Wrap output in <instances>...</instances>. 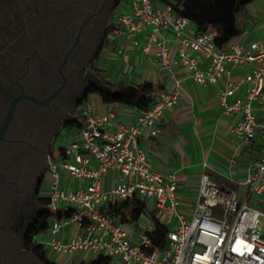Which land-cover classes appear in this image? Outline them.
<instances>
[{
	"label": "built area",
	"instance_id": "2783aa9c",
	"mask_svg": "<svg viewBox=\"0 0 264 264\" xmlns=\"http://www.w3.org/2000/svg\"><path fill=\"white\" fill-rule=\"evenodd\" d=\"M256 17L251 31L243 29L220 45L213 25L200 29L169 2L129 0L116 14L113 36L122 42L117 55L127 57L128 46L144 53L154 49L158 65L174 77V88L160 91L132 122L98 112L88 99L79 108L73 132L80 139L48 162V240L36 243L50 260L58 254L64 264H75L74 255L90 254V262L104 256L112 264H264V158L252 162L242 179L229 175L226 182L206 172V161L197 200L183 211L177 174L154 168L140 142L145 129L157 135L162 118L179 105V68L198 84L223 81V112L240 114L229 128L233 139L249 144L264 138L258 120L264 114V3ZM237 68H243L239 78ZM114 173L106 188L105 179ZM133 201L144 205L141 216L148 225L134 219L131 208L122 215L109 211ZM156 219L169 228L164 246L156 241Z\"/></svg>",
	"mask_w": 264,
	"mask_h": 264
},
{
	"label": "flooded vegetation",
	"instance_id": "af4514ba",
	"mask_svg": "<svg viewBox=\"0 0 264 264\" xmlns=\"http://www.w3.org/2000/svg\"><path fill=\"white\" fill-rule=\"evenodd\" d=\"M123 2L0 0V264H43L34 231L48 162L98 78L108 81L99 69Z\"/></svg>",
	"mask_w": 264,
	"mask_h": 264
},
{
	"label": "crops",
	"instance_id": "0c3cea01",
	"mask_svg": "<svg viewBox=\"0 0 264 264\" xmlns=\"http://www.w3.org/2000/svg\"><path fill=\"white\" fill-rule=\"evenodd\" d=\"M252 3L245 10L250 11ZM256 9L260 10L261 5ZM256 13L257 11L254 12L255 19ZM138 38L143 45L142 34ZM112 42L115 47L111 48L110 43L101 63L103 76H111L112 83L138 85L148 81L155 86L157 94L174 88V77L158 65L154 49L144 53L140 48L133 49L128 46L127 57H119L117 49L122 44L121 39L115 37ZM110 70H114V73L111 74ZM242 71L243 68H237L234 77L239 78ZM178 75L183 78L179 105L162 118L157 135L154 136L149 129H145L140 142L154 168L164 174H177L182 210L187 211L197 200L206 161L209 163L206 172L214 180L226 182L229 175L242 179L252 162L264 158V138L258 136L249 144H241L231 137L229 128L240 118V114L227 115L223 112L219 97L224 86L223 81L208 85L198 84L186 77L183 68L178 69ZM88 100L98 112H114L126 122L135 121L138 117L136 108L106 103L99 93H92ZM258 120L264 123V114H260ZM257 151H260L258 157L250 156L247 160H241L237 156V153L244 155L246 152ZM117 174L105 179L106 188L115 181ZM72 232H66L65 241L70 239ZM92 258L91 256L90 259Z\"/></svg>",
	"mask_w": 264,
	"mask_h": 264
},
{
	"label": "trees",
	"instance_id": "16d2710c",
	"mask_svg": "<svg viewBox=\"0 0 264 264\" xmlns=\"http://www.w3.org/2000/svg\"><path fill=\"white\" fill-rule=\"evenodd\" d=\"M255 0H240L237 2L236 6L234 7V12L239 13L242 9H244L248 4L254 2ZM181 5V3H179ZM179 5L173 4V6L179 10L180 12L187 14L190 16L196 24L200 27V29L206 28L208 25H213L217 32H218V44L223 45L233 38L237 37L242 30L238 28H231V29H223L218 23H212L210 20L196 15V14H191L185 12ZM115 28V25H111L110 32H113ZM109 41H106L104 50L107 49L109 46ZM100 72H102V69H99ZM106 84L110 87V91H104L100 92L98 90H92L91 93H99L106 103H111V104H121L125 106H130L134 107L137 110H146L148 109L152 103L156 100L157 97V89L155 86L148 81H144L141 84H129V83H124V82H117V83H112L109 81H105ZM46 204H48V199L46 198ZM133 209V217L134 219H139L141 214L144 211V205L139 202V201H133V202H128L124 204L121 208H111L109 211L111 213H115L117 215H122L123 212H125L128 209ZM60 216V215H59ZM51 217V213L47 211L45 213V219L44 222L39 225V227L34 231V234L38 235L42 232L47 231L49 227V222L48 220ZM156 221V241L158 244L161 246H164L165 244V237L166 234L169 230L167 226H164L159 222L158 219ZM36 250L37 253L43 262V264H58L54 261H51L48 258V253L47 250L44 246L40 245L37 243L36 245ZM79 264H112V260L109 257H104L100 256L99 258L93 260L90 263H85L81 262Z\"/></svg>",
	"mask_w": 264,
	"mask_h": 264
},
{
	"label": "rangeland",
	"instance_id": "374dc122",
	"mask_svg": "<svg viewBox=\"0 0 264 264\" xmlns=\"http://www.w3.org/2000/svg\"><path fill=\"white\" fill-rule=\"evenodd\" d=\"M170 3L173 4H179L181 2L182 9L191 14H196L199 16H202L208 20H210L213 24L218 23L223 29H231V28H238L240 30L247 29L248 31H251L252 27L256 26L257 24V17L255 19L254 12L258 11L256 7L262 5L264 0H255L251 4V10H245L242 9L239 13L234 12V7L236 6L237 2L240 0H167ZM129 0H124V2L121 4V7L117 10V13H119L121 10L123 11ZM116 13V14H117ZM112 41L115 38L114 36L111 37ZM112 43L111 48L115 47V43ZM102 68V64H100ZM110 73L113 74L114 70ZM104 77L112 82L111 76H108L107 74L104 75ZM75 131V130H74ZM77 139V134L73 132V129H71L69 132H67L64 135V142L61 144L60 147H58V150L61 147L69 145L73 140ZM80 138L78 137L77 140ZM260 155V151L254 152H246L244 155H240L237 153V156L241 160H247L250 156L251 157H258ZM250 206L253 204L252 201L248 203ZM149 219L147 217L141 216L139 219V223L142 225H148ZM36 240L39 243H46L48 240L47 232L40 233ZM49 256L51 257L52 254L49 253ZM91 256H85L83 257L82 254H76L73 256L72 261L75 264H78L82 261L89 262ZM54 262L59 264H64L66 261V258H61L60 255L56 254L51 257Z\"/></svg>",
	"mask_w": 264,
	"mask_h": 264
},
{
	"label": "water",
	"instance_id": "95a60500",
	"mask_svg": "<svg viewBox=\"0 0 264 264\" xmlns=\"http://www.w3.org/2000/svg\"><path fill=\"white\" fill-rule=\"evenodd\" d=\"M98 82L100 84V88L98 89L100 92L110 91V87L106 83H104L100 78H98Z\"/></svg>",
	"mask_w": 264,
	"mask_h": 264
}]
</instances>
